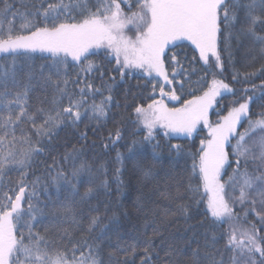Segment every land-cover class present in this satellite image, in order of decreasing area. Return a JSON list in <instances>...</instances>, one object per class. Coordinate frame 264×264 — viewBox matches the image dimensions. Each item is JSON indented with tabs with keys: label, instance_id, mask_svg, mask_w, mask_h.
<instances>
[{
	"label": "snow or ice",
	"instance_id": "1",
	"mask_svg": "<svg viewBox=\"0 0 264 264\" xmlns=\"http://www.w3.org/2000/svg\"><path fill=\"white\" fill-rule=\"evenodd\" d=\"M233 45L253 70L229 81ZM0 59V264H183L156 229L113 243L105 223L129 166L150 179L165 151L184 161L165 199L209 225L191 264H264V0H0ZM137 73V94L121 93ZM121 107L103 141L110 175L85 149Z\"/></svg>",
	"mask_w": 264,
	"mask_h": 264
},
{
	"label": "trees",
	"instance_id": "2",
	"mask_svg": "<svg viewBox=\"0 0 264 264\" xmlns=\"http://www.w3.org/2000/svg\"><path fill=\"white\" fill-rule=\"evenodd\" d=\"M14 2L18 4L19 0H14ZM233 51L237 67L236 69L229 67L228 71L224 73L225 77H227L229 81L231 79L230 74L233 71L239 70L243 73L245 70H253L247 67L248 62L245 57L252 55V53L248 51L247 47L237 49L236 46L233 45ZM4 63L10 64L11 61H4L0 59V64ZM34 63L37 67H39L44 63V61L37 59ZM197 69L198 71L200 70L199 66H197ZM197 78V76H193L194 83ZM143 83L144 79L139 73H137L134 76L129 77L125 84L118 85V88L121 90V93L124 90H130L132 93L137 94V86L143 85ZM255 83L259 85L261 81L256 79ZM233 86L238 92H242V89L250 87V84L244 83L241 79L240 83H234ZM256 95H259V91H257ZM226 96V99L221 100L222 111L223 106L230 105L233 99L231 94H226ZM120 102L123 105L122 95H120ZM261 110L264 109L261 108L260 102L253 105L254 113H258ZM126 115L127 113L124 112L123 107L113 108L110 113V117H115V120L110 118L95 137L90 134L89 143L94 141L97 147L94 149H85L91 158L108 163L110 175L111 171L117 166L112 163V161L115 160L116 151L106 154L105 149L103 148V141L107 135V131L112 129L113 124L120 121ZM211 119L215 121L217 119L216 115H212ZM86 123L89 122L86 121ZM91 124L94 125L95 122L93 121ZM81 127H83V125ZM245 127H247L246 124ZM240 130L242 131L243 129ZM135 132L136 129L131 125V123H126L125 133L127 139L125 142H130ZM206 132L207 130L205 129L200 133L198 138H195V147H199V139L205 136ZM166 142L167 141H161V143ZM170 142L180 143L185 147H191L193 144V140L180 137L172 138ZM117 151L124 153L125 149L120 147ZM149 152H151L150 149ZM190 163L191 162L189 161V166ZM183 168L184 161L169 157L166 151L158 156L156 162L152 163L153 177L150 179L146 180L142 176L134 175L129 166V169L125 171V174L122 177L126 186L121 189L120 193L107 198L112 212H114L118 217V220L114 222H110V220L105 221L106 224H109L111 229V231L108 232V235L112 238L113 243L116 242L118 235L122 237L123 240H130L132 237L142 238L145 233L148 236H152L153 230L156 229L158 234L156 236L155 243L160 245L163 240L165 245L172 247L178 260L183 261V264H191L190 249H195L196 242L203 245V237L205 232L208 230L209 225L207 222H205L204 225H201V221L203 220V209L198 210L195 204L192 205L193 210L190 215L186 216L175 212V203L165 199V194L169 191L168 183L170 177H175L178 174H181L183 172ZM33 171L36 176H42L44 173V164L38 161ZM5 183H7V181H5ZM172 191L174 192V188ZM110 192H116V184L114 182ZM41 199L43 200V196H41ZM101 199L103 200L105 198L101 197ZM185 203L191 202L185 201ZM111 215L112 213H109L110 217ZM185 253L188 254L185 255ZM161 255L163 256L164 253L161 252Z\"/></svg>",
	"mask_w": 264,
	"mask_h": 264
},
{
	"label": "rangeland",
	"instance_id": "3",
	"mask_svg": "<svg viewBox=\"0 0 264 264\" xmlns=\"http://www.w3.org/2000/svg\"><path fill=\"white\" fill-rule=\"evenodd\" d=\"M180 138H183V137H180Z\"/></svg>",
	"mask_w": 264,
	"mask_h": 264
}]
</instances>
